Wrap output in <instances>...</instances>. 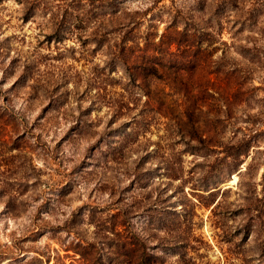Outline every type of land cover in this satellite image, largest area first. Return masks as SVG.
Here are the masks:
<instances>
[{"label":"rangeland","instance_id":"374dc122","mask_svg":"<svg viewBox=\"0 0 264 264\" xmlns=\"http://www.w3.org/2000/svg\"><path fill=\"white\" fill-rule=\"evenodd\" d=\"M38 1L23 19L20 2L0 0V264H88L80 254L97 251L95 222L121 208L137 228L168 224L145 231L150 243L182 242L150 250L166 264H264V0L217 7L213 36L193 42L197 65L175 70L161 60L147 88L102 66L87 0ZM115 1L140 13L136 31L155 39L166 10L177 28L203 15L195 0ZM55 8L53 19L81 18L64 21L58 41L47 35ZM23 65L26 78L17 79ZM192 123L214 144L185 150L188 140L198 145ZM241 133L254 135L248 154L218 175L216 142ZM217 175L215 186L192 188L196 177ZM105 251L107 263L114 255Z\"/></svg>","mask_w":264,"mask_h":264},{"label":"trees","instance_id":"16d2710c","mask_svg":"<svg viewBox=\"0 0 264 264\" xmlns=\"http://www.w3.org/2000/svg\"><path fill=\"white\" fill-rule=\"evenodd\" d=\"M73 1L72 6L75 8L83 4L81 0ZM114 1L99 0L95 2V0H87L85 2V4L90 5V10L94 9L91 13L96 16L95 22L97 27L89 32V39L92 40L93 48L103 45L104 56L102 66L106 67V70H115L119 66L124 70L130 82L138 85L139 82L137 80L141 79V87L145 88H147L150 77L161 75L157 73V69L162 66L161 60L167 62L166 66L168 68L175 70L185 67L192 69V67L196 66L199 49L193 42H200L201 39L209 40L213 36L214 32L209 28V23L212 24L213 21H217L218 18L215 16V12L218 11L217 7L223 10H227L230 7H237V0H195L196 9L200 8L199 12L203 15L201 17L196 15L195 18L191 15V19L185 21L182 28L176 27L177 13L166 10L167 20H165L163 29L155 39L153 30H146L144 32L136 31L140 23L137 20V16L140 13L131 15L129 12L116 6V1ZM17 2L21 3L23 19L29 18L40 4L38 0H17ZM58 11L59 9L55 8L51 12L53 28L47 34L55 41L62 39L65 35L62 26H67V24H64V21L68 22L71 19H81L78 11H75L74 14L71 11L67 13V16H65L66 13L64 11L60 14V19H53L57 17ZM155 15L159 19L160 14ZM232 16H234L232 22L237 21L239 18L236 10ZM243 23L242 20L239 22V24ZM149 25L150 27L151 25L153 26L154 22H150ZM22 68L21 75L17 79L22 77L24 79L26 78L27 73L24 70H27V67L23 65ZM172 123L178 125L180 129L184 127V122L177 117L175 122ZM197 127L196 125L193 126L192 123L191 129L188 132L189 135L194 134V139L197 140L198 145L190 144L189 140L185 142L187 148L184 149L191 153H197L199 149L208 143L214 144L212 143L213 140L207 134L202 135L198 132L196 130ZM124 133L127 136L128 132ZM253 136L251 133H241L240 136H232L225 142H216L222 145V154L215 157L216 164L219 166L218 175L229 173L231 169L241 162L243 157L248 154ZM92 148L94 149V146ZM249 167L250 163L248 162L243 170L246 171ZM261 174L262 179H264V163ZM218 175L215 178L198 176L191 183L194 186L192 188L207 190L210 184L215 186L216 182L219 181L221 176ZM210 191L212 190L208 192ZM218 200L219 198L215 200L210 209L213 213L214 209L220 205ZM121 210L123 212L118 211L112 215L111 219H103L95 222L96 229L94 232L97 237V251L93 250L89 252V256H85L87 258L80 254L83 261H86L88 264H166L156 253L150 250L162 246L172 247L182 242L169 244L167 241L162 242V240H156L150 243L146 240L148 236L145 234V231L148 227L161 228V230L166 231L168 224H165V221L162 219H152V223L155 225L149 226V221L146 220L144 225H140L138 229L124 212L127 210L124 208H121ZM184 222H186V219ZM104 248L106 254H109V256L114 255V257L111 256L112 258L108 259L107 263L101 260ZM58 264L66 263L59 262Z\"/></svg>","mask_w":264,"mask_h":264},{"label":"bare ground","instance_id":"6f19581e","mask_svg":"<svg viewBox=\"0 0 264 264\" xmlns=\"http://www.w3.org/2000/svg\"><path fill=\"white\" fill-rule=\"evenodd\" d=\"M234 178L232 179V181H234V179H235V175L233 176Z\"/></svg>","mask_w":264,"mask_h":264}]
</instances>
